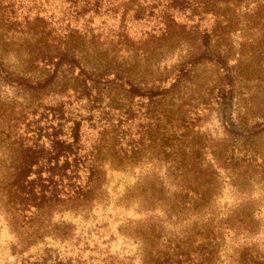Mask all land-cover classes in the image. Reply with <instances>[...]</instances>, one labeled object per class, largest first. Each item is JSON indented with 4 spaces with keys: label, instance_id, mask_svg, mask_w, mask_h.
<instances>
[{
    "label": "rangeland",
    "instance_id": "rangeland-1",
    "mask_svg": "<svg viewBox=\"0 0 264 264\" xmlns=\"http://www.w3.org/2000/svg\"><path fill=\"white\" fill-rule=\"evenodd\" d=\"M240 3L214 16L212 50L200 47L204 55L195 65L188 63L193 46L180 45L170 54L164 40L134 45L139 52L132 64L136 83L151 88L155 82L169 92L155 100L122 101L118 88L114 102L122 109L106 108L102 116L99 112L100 118L91 122L95 130L86 123L90 142H106L101 156L105 179L87 217L72 211L51 214L48 230L55 224L65 227L68 240L49 235L26 243L28 231L40 225L38 216L17 212L15 219L16 208L0 192V264H103L109 255L156 264L159 252L168 253L167 246L186 250L187 239L192 235L193 240L197 230L217 237L216 264H264V0ZM59 7L58 0H0V162L21 154L9 146L14 139H7V133H13L12 114L21 118L28 98L24 88L10 84V76L39 72L35 59L58 45ZM127 19L111 11L95 19V26L105 30L108 49L114 46V32H138L137 43L141 32L146 36L163 26L154 18ZM41 30L55 39L50 46L37 34ZM214 52L228 59L217 61ZM70 76L60 89L71 84ZM190 142L196 151L185 149ZM170 144L178 148L174 155ZM191 153L203 162L202 174L213 184L208 212L197 226L192 220L175 224L165 214L162 196L150 200L142 194L146 189L157 196L171 192L169 160ZM4 181L0 166V189ZM225 220L232 230L224 227ZM200 245L197 251L210 250L204 242ZM192 259L195 264L199 255Z\"/></svg>",
    "mask_w": 264,
    "mask_h": 264
},
{
    "label": "trees",
    "instance_id": "trees-1",
    "mask_svg": "<svg viewBox=\"0 0 264 264\" xmlns=\"http://www.w3.org/2000/svg\"><path fill=\"white\" fill-rule=\"evenodd\" d=\"M58 1L60 7L55 22L59 31L58 45L35 59L41 68L39 72L32 73L30 77L28 76L30 71H22L15 78L10 76L9 80L11 85L24 88L28 98L21 109V118L12 114L9 122L12 123L10 126L13 133H7V139L14 140L8 144L21 154L0 162L5 179L0 192L11 208H16L15 216L17 212L25 211L38 216L40 225L28 231L29 240H26V243H35L49 235L68 240L70 232L67 228H56L58 224H55L52 230H48L52 213L72 211L85 217L90 214L105 179L101 156L102 147L106 148V142L104 138L101 139L102 144H99L98 140L90 142L86 133L88 128L95 130L91 122L96 117L100 118V114L102 116L106 113V108L110 111L122 109L114 102L118 88L122 90V101L137 97L155 100L163 98L169 92L166 86L161 84L158 86L155 82L151 88L136 83L132 64L139 57V52L134 45L145 44L150 40H164L170 54L180 45L193 46V51L188 50L190 58L188 63L195 65L204 55L201 48L212 50L211 36L217 23L214 16H217L219 11L228 10L241 2V0ZM239 7L242 8L241 3L237 6ZM107 11H111L116 17L120 15L125 20L131 17L127 20L147 21L154 18L155 22L163 26L159 32H147V37L141 32L137 43L134 42L138 41L136 40L138 32H114V46L108 49L105 30L94 24L95 19ZM203 26L206 28L201 30L200 34ZM48 27V22H45L42 29L46 30ZM37 34L41 35L48 45L50 41L55 40L43 30ZM122 42L126 44L122 46ZM214 56L217 61L225 57L228 59L222 52H214ZM31 60L34 62L33 58ZM192 72L194 70H188V73ZM67 75H71L69 80L72 82L60 89V83ZM73 104H76V107L72 108ZM164 119L167 120L168 117L165 116ZM86 123H89L88 128ZM184 147L196 151L191 142ZM181 148L182 146L179 147ZM169 149L172 155L178 151L174 144H170ZM169 162L173 169L167 177L172 187L171 192L162 191L157 196L146 189L142 194L150 200L162 199L160 198L162 196L165 201V214L169 220L174 218L175 224L187 220H192L194 226L203 224L201 219L208 212L209 186H213L212 181L207 180L208 174H202L203 162L193 153L181 160L174 156ZM164 193L167 196H163ZM153 208L155 207L151 206L149 209ZM209 214L212 215V212ZM15 219H18V215ZM208 219L215 221L211 216ZM28 222L21 227H26ZM163 225L164 223L162 227ZM222 227V224L218 226L220 229L226 227L232 230L228 220H225ZM193 237H195L193 240L192 235L187 239L186 250L179 245L174 248L167 246L168 253L159 252L156 264H192L193 254L199 255L195 264H216L219 260V248H215L214 243L217 240L215 234L211 236L205 234L203 230H197ZM203 242L210 250L197 251ZM103 264L135 263L134 257L109 255Z\"/></svg>",
    "mask_w": 264,
    "mask_h": 264
}]
</instances>
